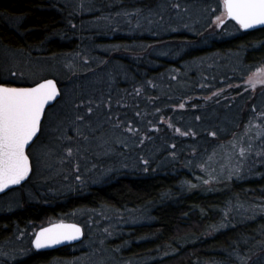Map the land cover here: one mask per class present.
I'll use <instances>...</instances> for the list:
<instances>
[{
    "label": "rangeland",
    "instance_id": "374dc122",
    "mask_svg": "<svg viewBox=\"0 0 264 264\" xmlns=\"http://www.w3.org/2000/svg\"><path fill=\"white\" fill-rule=\"evenodd\" d=\"M98 1L56 0L71 11V16L77 23L71 24L70 28L81 35L78 48L63 60L47 62L36 55L0 47L1 76L4 79L19 84H35L48 77L55 78L63 84V93L67 97L63 108L55 109L48 116L41 137L31 147L30 157L34 167L32 178L28 184L0 196V215L28 206H54L70 195L85 193L90 186L106 182L116 172L138 171L141 157L145 162L153 158L152 168H164L168 162L159 157L165 152L172 162H177L181 155L191 160L194 170L190 186L207 193L230 190L233 179L246 178L255 169L264 167V64L245 67L234 77L228 76L222 84L221 96H213L215 93L205 94L203 97L207 100L222 97L215 108L202 110L198 120L197 126L206 129L209 134L203 137L200 136L202 131L183 129L181 134H191L193 137L198 135L204 140L190 146H177L174 150L160 138L148 140V136L140 135L147 122L143 117L138 120L133 115H124L127 113L122 112L118 106L123 100L122 94H115L118 98L115 99L110 94L100 96L97 91L100 69H104L110 77H121L126 81V74L121 66L110 63L107 61L109 58L117 54L129 58L142 57L149 50L156 56L176 57L175 54L178 55L180 49L174 44L176 47L161 46L153 49L144 45H127L119 51L116 50V45H93L91 38L86 37L113 38L117 34L168 35L174 31L228 37L235 34L236 27L230 22L217 24L216 17L223 11L222 0H161L159 11L152 15L136 13L134 10L109 13L96 5ZM12 23L17 25L15 21ZM103 56L107 58L104 59ZM241 56V53L219 55L212 60L202 61L197 67L190 66L187 72L195 69L211 73L214 68L226 70L225 65L229 69L230 66L238 67L242 65L239 63ZM214 60L215 62H211ZM221 61L227 62L221 64ZM71 69L78 71L70 73ZM82 85L86 87L81 88ZM232 90L241 94L239 100L242 102L236 106L232 102L235 96L232 95ZM75 91L78 93L76 98ZM163 92V89L158 90V94ZM88 108L92 109L91 113H88ZM134 110L141 111L140 108ZM78 116L83 119H77ZM228 123L233 125L229 130ZM69 148L72 150L71 156L67 153ZM184 165L182 164L183 167ZM148 166V163L144 166L145 173L151 170ZM261 215H264V198L235 196L220 209L218 222L206 226L203 236L211 237ZM58 221L82 225L85 239L69 247V257L54 258L43 264L178 263L175 255L179 249L171 246L159 249L155 256L121 259L118 252L121 251L120 245L126 241L123 238L130 235L134 227L152 224L154 218L147 209L115 210L100 206L77 208L55 218L42 216L36 222L14 225L9 237L0 242V264H16L28 258L35 252L32 241L37 231ZM261 235L264 233L261 232ZM183 239L178 240V244L183 247L194 242ZM111 243H114V247ZM222 257V261L214 260L203 264H264V249H249L248 253L237 249L231 253L226 252ZM165 259L168 260L167 263Z\"/></svg>",
    "mask_w": 264,
    "mask_h": 264
},
{
    "label": "trees",
    "instance_id": "16d2710c",
    "mask_svg": "<svg viewBox=\"0 0 264 264\" xmlns=\"http://www.w3.org/2000/svg\"><path fill=\"white\" fill-rule=\"evenodd\" d=\"M160 1L99 0L96 5L103 10H108L109 13L134 10L136 13L152 15L159 11V6L162 4ZM13 21L17 23L16 26L13 25ZM73 23L76 25L77 22L72 18L71 11L58 4L56 0H0V47L24 52L27 55H36L47 62H55L54 59L63 60L78 48L77 43L81 40V35L70 28ZM230 24L236 27L234 29L236 32L228 37L196 35L185 31H174L168 35L117 34L113 38L86 37L91 38L90 42L93 45H116L115 48L119 51L125 49L127 45H144L149 49L176 45L177 49H180L179 54H175L176 57L156 56L149 50L147 55L142 57L129 58L117 54L109 58L107 61L121 66L126 74V81L121 77L117 79L110 77L104 69H100V80L96 83L98 94L100 96L110 94L115 99H118L115 94H122L123 100L118 106L122 112L127 113L124 115H133L138 120L145 118L147 125L142 128L143 134H140L141 132L139 134L143 137L148 136V140L160 138L171 150L177 146L185 147L203 142L204 139L199 138L198 135L193 137L191 134H181V131L186 128L194 132L202 131L200 136L203 137L209 132L197 126L198 120L202 110L209 107L215 108L218 106L217 101L222 97L218 100H207L203 96L212 93H215L213 96H221L222 84L228 76L234 77L245 67H258L264 64V28L243 32L235 22L230 21ZM229 53H241L239 63L242 65L238 67L233 65V68L230 66L231 70L225 65L226 70L214 68L211 73L206 70L195 71V69L187 72L190 66L197 67V64L206 59L212 60L219 55ZM103 57L107 58V56ZM0 70H2L1 59ZM77 71V69H71L70 73ZM201 73H203L202 76H200ZM1 82L8 86L33 85L13 83L4 79L3 76H1ZM58 83L63 93V84L59 81ZM159 89H163L164 92L158 94ZM232 91L234 92L232 95H235L232 102L236 106L242 102L239 100L241 94L237 90ZM78 93L75 91V98ZM66 98L63 93L56 105L47 111L42 132L48 116L55 109L63 108ZM138 108L141 109L140 112L134 110ZM227 126L228 130L233 127L231 123ZM209 129L212 127L209 126ZM152 159L145 162V159L141 157L138 171L116 172L106 182L90 186L85 193L70 195L54 206H28L13 213L0 215V242L9 237L14 225L22 226L29 221L36 222L41 220L42 216L55 218L77 208L108 206L115 210L147 209L154 218L152 224L134 227L131 234L123 238L126 241L119 244L121 251L118 252L123 260L155 256L159 249L169 246L179 249L175 255L178 259L177 264L222 261L224 260L222 256L226 252L231 253L242 249L248 253L249 249H264V235L260 236L261 232L264 233V215L222 230L211 237L203 236L206 226L218 222L220 209L235 196L250 195L264 198V167L255 169L251 175L247 174L246 178L233 179L230 190L207 193L195 187L191 188L194 169L191 160L185 159L184 155H181L177 162H172L171 157L166 152L163 153L159 159H165L168 162L164 168H152L154 164ZM146 163L150 165L148 167H151L147 173L143 171ZM182 164H186L187 168ZM183 238L188 241L194 240V242H189L183 247L178 244V240L182 241ZM111 246L114 247V243H111ZM69 247L71 246L41 252L16 264H43L54 258L64 259L71 255ZM165 260L167 263L168 260ZM160 263L154 261L149 264Z\"/></svg>",
    "mask_w": 264,
    "mask_h": 264
},
{
    "label": "snow or ice",
    "instance_id": "6c2138e0",
    "mask_svg": "<svg viewBox=\"0 0 264 264\" xmlns=\"http://www.w3.org/2000/svg\"><path fill=\"white\" fill-rule=\"evenodd\" d=\"M222 9L216 17L218 25L224 24L225 20L235 21L241 29L264 25V0H222ZM58 95L56 83L51 79L32 87H10L0 82V192L20 185L29 176L30 153L26 149L35 146L34 138L39 139L37 133L41 132L45 108ZM87 111L91 113L92 109ZM128 130L132 131L131 128ZM67 153L71 156L72 150L67 149ZM80 233L81 229L76 225H53L37 234L35 247L39 249L75 240Z\"/></svg>",
    "mask_w": 264,
    "mask_h": 264
},
{
    "label": "water",
    "instance_id": "95a60500",
    "mask_svg": "<svg viewBox=\"0 0 264 264\" xmlns=\"http://www.w3.org/2000/svg\"><path fill=\"white\" fill-rule=\"evenodd\" d=\"M230 21H233V20H225L224 24L226 22H230ZM235 22V21H233ZM236 23V22H235ZM222 24V25H224ZM237 24V23H236ZM238 25V24H237ZM264 28V25H257V26H254L253 28H250V29H241L243 32H248V31H253V30H257V29H262ZM45 79H51L53 80L55 83H56V86H57V89L59 91V95L56 97L55 100L51 101L50 104L48 106H46L45 108V117H46V114H47V111L53 107L54 105H56V103L62 98V89H61V86L60 84L58 83V81L55 79V78H45ZM43 79V80H45ZM43 80L39 81V82H42ZM0 82H1V70H0ZM37 82V83H39ZM36 84V83H35ZM35 84L33 85H30V86H23V87H32V86H35ZM8 86V85H6ZM10 87H19V86H10ZM45 117L42 118V121H41V126L43 127V123H44V120H45ZM42 127H41V132L37 133V136L40 137L41 136V133H42ZM35 142L38 140V139H35ZM31 149V148H30ZM30 149H26V151L30 152ZM29 160H30V166H31V171L29 173V176L27 177V179H25L24 181L21 182L20 185H15V186H11L9 187L8 189H5L3 192H0V196L4 195V194H7L8 192L14 190V189H17L23 185H25L31 178H32V175H33V162H32V159L29 155ZM59 224H64V225H76L77 227H79L81 229V233L79 235V237L75 240H71V241H64V242H61L59 244H54V245H49V246H45V247H42V248H39L37 249L35 247V240H36V236L37 234L42 230V229H45V228H49L53 225H59ZM85 238V232H84V229L82 227V225L78 224V223H75V222H65V221H59V222H55V223H52L50 225H47L41 229H39L36 233V235L34 236V239L32 241V245L34 247V249L37 251V252H44V251H51V250H56L57 248H63V247H68V246H73V245H76V244H79L81 243Z\"/></svg>",
    "mask_w": 264,
    "mask_h": 264
},
{
    "label": "flooded vegetation",
    "instance_id": "af4514ba",
    "mask_svg": "<svg viewBox=\"0 0 264 264\" xmlns=\"http://www.w3.org/2000/svg\"><path fill=\"white\" fill-rule=\"evenodd\" d=\"M59 222V221H58ZM55 223V222H54ZM33 246V245H32ZM65 248H67V247H63V248H57L56 250H59V249H65ZM33 249H34V247H33ZM35 250V249H34ZM51 251H55V250H51ZM44 252H46V251H44ZM38 253H41V252H37L36 250H35V252L33 253V254H31L30 256H32V255H36V254H38ZM29 256V257H30ZM28 257V258H29ZM27 259V258H26ZM25 260V259H24Z\"/></svg>",
    "mask_w": 264,
    "mask_h": 264
}]
</instances>
